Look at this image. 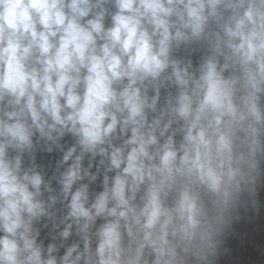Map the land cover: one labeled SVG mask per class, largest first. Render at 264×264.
<instances>
[{
	"label": "clouds",
	"instance_id": "clouds-1",
	"mask_svg": "<svg viewBox=\"0 0 264 264\" xmlns=\"http://www.w3.org/2000/svg\"><path fill=\"white\" fill-rule=\"evenodd\" d=\"M261 184L264 0H0V264H218Z\"/></svg>",
	"mask_w": 264,
	"mask_h": 264
}]
</instances>
